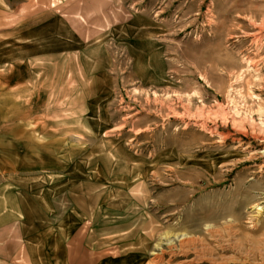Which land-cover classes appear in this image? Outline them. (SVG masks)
Returning a JSON list of instances; mask_svg holds the SVG:
<instances>
[{"label": "rangeland", "instance_id": "rangeland-1", "mask_svg": "<svg viewBox=\"0 0 264 264\" xmlns=\"http://www.w3.org/2000/svg\"><path fill=\"white\" fill-rule=\"evenodd\" d=\"M6 65L31 82L0 86V188L26 151L59 173L85 156L50 221L67 212L92 254L264 264V0H0ZM135 161L127 198L111 177Z\"/></svg>", "mask_w": 264, "mask_h": 264}, {"label": "crops", "instance_id": "crops-1", "mask_svg": "<svg viewBox=\"0 0 264 264\" xmlns=\"http://www.w3.org/2000/svg\"><path fill=\"white\" fill-rule=\"evenodd\" d=\"M32 49L36 55L62 53L57 47ZM10 66L12 65L2 66L0 69L2 89L7 86L13 88L30 85L31 81L27 84L25 79L28 73L23 72L20 76L17 74L18 68ZM4 69H7L8 73H3ZM38 85L42 86L41 79ZM35 96L37 95L34 93V99ZM9 131V128L0 129V166L3 168L8 164L4 160L5 153L10 149V140L3 135L11 134ZM28 151L30 152V149ZM84 158L85 156L77 159L75 164L64 165L61 167L62 173H59L61 165L56 158L40 153L38 158L32 159L26 151L17 156L19 161L16 163V166L26 170L13 172L9 169V173L4 171L9 179H6L0 188V264H21L22 261L25 264H148L146 260L141 259L138 251L114 256L92 254L90 247L93 241L90 234L75 235L76 231L71 226L73 222L69 220L67 212L62 223L50 221L55 211L59 210V204L69 195L66 191L69 187L65 185L71 184L70 189L74 192V184L90 179L91 175L85 173H78L80 177L76 178L74 170L70 168H84ZM104 159L106 160V154L100 150L98 170L95 169L100 185L106 184L108 176L106 161L103 164ZM69 161L67 159V162ZM136 162L138 161L121 163L119 170L127 169V172L116 173L111 177L112 180L126 182L127 198H133L139 184V164ZM59 175H62V178ZM36 214H40L38 219ZM118 243L116 245L120 246Z\"/></svg>", "mask_w": 264, "mask_h": 264}]
</instances>
